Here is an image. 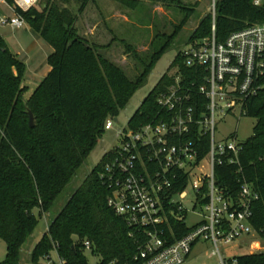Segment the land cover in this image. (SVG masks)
Returning a JSON list of instances; mask_svg holds the SVG:
<instances>
[{
  "label": "trees",
  "instance_id": "1",
  "mask_svg": "<svg viewBox=\"0 0 264 264\" xmlns=\"http://www.w3.org/2000/svg\"><path fill=\"white\" fill-rule=\"evenodd\" d=\"M70 1L77 5L76 11L66 5ZM90 1L45 0L41 11L36 7L26 12L17 9L52 47L47 57L50 69L27 100L23 99L27 88L22 85L25 64L0 35V239L7 250L0 264H20L22 246L86 161L105 130L106 120L115 118L146 83L156 61L173 43L176 32L165 37L158 51L139 59L141 71L129 78L118 64L98 52L95 44L78 34L75 23ZM118 1L135 8L141 0ZM255 23H264V0L259 4L255 0H217L214 19L211 14L201 19L186 44L209 37L212 24L216 39L223 41L230 33ZM179 52L128 120L129 129H137L162 112L156 98L172 82L170 68L177 66L187 84L201 83L203 70L185 67ZM260 82L264 84V77ZM200 101L205 103V98ZM28 110L33 113V126ZM245 110V116L256 119L253 134L241 141L238 164L215 167L216 186L225 197L236 199L241 181L249 183L259 195L252 204L251 221L260 229L264 226V87L246 100ZM202 144L205 153L206 138ZM114 154V148L107 151L70 194L32 248L30 264H44L41 260L54 249L68 264H90L84 241L90 243V254L99 257L94 264L112 260L137 264L133 256L143 230L130 226L107 205L109 188L101 178L105 163ZM182 186L177 184L175 189ZM173 226L176 238L188 232L183 223L175 221ZM260 235L264 237V231ZM235 259L236 264H264V251Z\"/></svg>",
  "mask_w": 264,
  "mask_h": 264
},
{
  "label": "built area",
  "instance_id": "2",
  "mask_svg": "<svg viewBox=\"0 0 264 264\" xmlns=\"http://www.w3.org/2000/svg\"><path fill=\"white\" fill-rule=\"evenodd\" d=\"M40 1L0 0L13 12L0 16V27L21 28L26 20L17 9L26 12ZM179 54L185 67L203 70L201 83H185L175 66L168 73L172 82L156 98L162 112L135 130L126 127L118 133L121 143L101 172L109 188L107 205L143 230L133 256L137 264H183L197 244L206 242L217 256L209 264H236L235 257H222L220 246L241 237L257 242L264 238V226L257 229L251 221L259 195L249 183L241 181L236 199L225 197L216 186L215 167L238 164L242 148L235 131L217 139L216 126L227 116H243L246 100L264 87V23L234 31L223 41L216 39L212 24L209 37L187 43ZM113 124L114 118H108L104 129ZM177 184L182 188L175 189ZM189 215L196 216L191 225ZM175 221L188 228L179 238L173 232ZM82 246L90 253L88 241ZM41 261L68 264L55 249Z\"/></svg>",
  "mask_w": 264,
  "mask_h": 264
},
{
  "label": "rangeland",
  "instance_id": "3",
  "mask_svg": "<svg viewBox=\"0 0 264 264\" xmlns=\"http://www.w3.org/2000/svg\"><path fill=\"white\" fill-rule=\"evenodd\" d=\"M217 0H141L135 8H128L118 0H92L83 12L78 15L75 27L78 34L89 43L97 46V51L108 59L116 62L125 74L134 79L141 71L139 59L149 53L158 51L165 42V37L173 36V43L156 61L150 71L146 83L139 88L116 116L113 128L104 130L102 136L92 148L86 161L80 166L72 181L58 197L51 210L39 218L33 234L21 248L20 264H30L29 257L32 248L45 233L48 223L64 205L70 194L79 186L85 176L100 161L109 150L121 143L119 132L127 127L128 120L139 108L143 99L153 89L158 80L165 74L179 50L186 45L190 34L197 28L201 19L211 14L215 15ZM69 9L76 11L77 5L70 1L66 4ZM45 7V0L37 5L38 10ZM186 21L182 23L184 17ZM0 16L11 17L13 12L4 4L0 5ZM0 35L5 40L10 51L25 64L22 85L27 91L23 99L27 100L44 76V70L49 65L47 57L52 47L40 34L31 29L26 22L21 28L11 29L0 27ZM174 67L169 69V73ZM256 119L248 116H227L216 126V138L220 139L231 132H236L239 141H246L253 134ZM207 167V163H204ZM37 214V210H35ZM196 216L189 215L187 224L191 225ZM241 237L232 243L220 246V253L226 259L245 253L264 251V238L259 243L251 242ZM214 247L211 243H199L193 248L190 257L183 264H209L216 261L212 255ZM6 244L0 239V262L6 257ZM85 255L90 264H94L99 257Z\"/></svg>",
  "mask_w": 264,
  "mask_h": 264
},
{
  "label": "water",
  "instance_id": "4",
  "mask_svg": "<svg viewBox=\"0 0 264 264\" xmlns=\"http://www.w3.org/2000/svg\"><path fill=\"white\" fill-rule=\"evenodd\" d=\"M27 113L29 116V124H30V126H33V122H34L33 113L30 110H28ZM114 121H117L116 117L114 118ZM72 248H74V245H72Z\"/></svg>",
  "mask_w": 264,
  "mask_h": 264
},
{
  "label": "crops",
  "instance_id": "5",
  "mask_svg": "<svg viewBox=\"0 0 264 264\" xmlns=\"http://www.w3.org/2000/svg\"><path fill=\"white\" fill-rule=\"evenodd\" d=\"M114 63H116V62H114ZM116 64H117V63H116ZM49 69H50V67H49ZM49 69H48V67H47V68L44 70V73H45L44 76H45L46 73L49 71ZM44 76H43V77H44ZM46 229H47V228H46Z\"/></svg>",
  "mask_w": 264,
  "mask_h": 264
}]
</instances>
